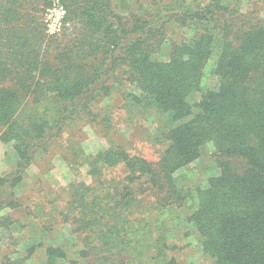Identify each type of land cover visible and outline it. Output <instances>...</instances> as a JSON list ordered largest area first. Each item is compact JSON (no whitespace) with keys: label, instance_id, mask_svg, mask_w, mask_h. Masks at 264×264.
<instances>
[{"label":"trees","instance_id":"trees-1","mask_svg":"<svg viewBox=\"0 0 264 264\" xmlns=\"http://www.w3.org/2000/svg\"><path fill=\"white\" fill-rule=\"evenodd\" d=\"M254 2L244 12L228 0H0V141L17 157L0 175V264H182L193 233L213 264H264V12ZM53 9L63 14L54 31ZM174 23L189 30L181 41ZM115 92L127 126L156 120V158L60 141L83 114L113 122L94 106ZM205 146L218 172L194 184L182 171ZM54 147L74 177L62 199L32 206L19 189Z\"/></svg>","mask_w":264,"mask_h":264},{"label":"rangeland","instance_id":"rangeland-1","mask_svg":"<svg viewBox=\"0 0 264 264\" xmlns=\"http://www.w3.org/2000/svg\"><path fill=\"white\" fill-rule=\"evenodd\" d=\"M228 1L233 5H240L244 12H249L255 5L253 0ZM256 4V8L263 13L264 0H256ZM62 15L61 11L55 9L49 12L47 17L52 31L59 27ZM168 32L171 39L174 41H181L189 34V30L186 27H182L177 23L172 24ZM205 84L213 87L216 85V82L209 77L205 79ZM120 92L122 93V91ZM121 93L115 92L112 98L104 100V102L94 106V110L99 113L100 118L107 117L110 121L113 120V122L105 121L101 124L98 122L95 123V116L83 114L79 117L80 119L75 121L72 127L61 136L62 138H60V141L65 143V141L77 139V141L81 142L80 145L83 149L92 154L105 150L116 143L124 146L131 152L142 153L150 159L156 158L162 149L151 139L157 128L156 120L152 117L148 119V116L133 117L132 119H134V121L131 120L130 126H127L124 121H126L125 117H129L127 116L129 113L125 115V108L117 110L116 107L122 103L123 96ZM119 113L121 116H119ZM121 121L122 123L117 124ZM56 148L57 147L51 148L46 155H42L38 161L29 167L25 182L19 189L20 196L23 197L28 204H32V206L46 201L47 198L57 197L59 200L62 199L64 188L74 177L72 171L67 167L66 161L56 154ZM16 162L17 157L12 146L0 141V175H5L12 171L16 166ZM217 172L218 168L215 157L212 155L211 148L205 146L202 148L198 160L184 169L182 174L188 176L190 181L194 184H201L208 176ZM79 178L87 181L89 180L85 173L80 175ZM37 209L38 211L41 210V208ZM24 215L23 212L17 214L20 219H29ZM44 221L47 222L48 220L45 218ZM179 225L180 228L183 227L185 230L188 229L182 219L179 221ZM60 230V238L62 240L67 239V229L64 227ZM5 236H7V234ZM188 241L191 242V244L182 251V264H213V261L203 254L196 233H193L188 239H183L181 243L185 244ZM31 244V240L25 241L20 245V249L25 250Z\"/></svg>","mask_w":264,"mask_h":264}]
</instances>
